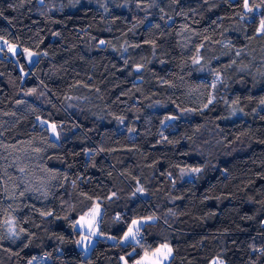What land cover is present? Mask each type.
Segmentation results:
<instances>
[{"label": "trees", "instance_id": "trees-1", "mask_svg": "<svg viewBox=\"0 0 264 264\" xmlns=\"http://www.w3.org/2000/svg\"><path fill=\"white\" fill-rule=\"evenodd\" d=\"M262 14L0 0V41L20 49L0 51V264L130 263L165 243L167 264H264ZM95 201L103 237L83 254L74 225Z\"/></svg>", "mask_w": 264, "mask_h": 264}, {"label": "snow or ice", "instance_id": "snow-or-ice-1", "mask_svg": "<svg viewBox=\"0 0 264 264\" xmlns=\"http://www.w3.org/2000/svg\"><path fill=\"white\" fill-rule=\"evenodd\" d=\"M243 8L246 9L247 13H252L255 9L264 7V2L262 4H249V0H242ZM256 32L258 34L264 35V14L261 15V18L259 20V26L256 28ZM101 43H104L101 41ZM9 51L16 53V46L9 45ZM25 53H27L29 60L36 55L32 52H30L27 49L23 50ZM138 68L141 66H137ZM34 91V90H33ZM262 104H264V100L261 101ZM207 107V105H205ZM173 119V118H169ZM56 125H51L52 132L56 133ZM189 171L195 173L199 172V168H192ZM138 191H142V189H138ZM98 215V210L96 212ZM45 215H49L48 213H45ZM147 220H154L155 217H148ZM83 221L84 218H81ZM145 221H132V226L129 227L128 231L124 234V241L127 242L128 240H136V236L139 234L140 228L143 226V223ZM78 225H80L81 231L83 232L85 229V224L87 225V232L88 235H82L81 239L76 241L77 244L85 245L87 243H91L90 237L93 235H96L95 232L92 231L93 221H86L84 223L77 222ZM77 225H74L76 227ZM139 243V241H137ZM172 255V248L168 244H161L159 247L155 248L154 250H151V255H149V250H145V255L140 260L135 261V264H166V262L170 259ZM124 261V264H128V261L125 258H121ZM29 264H31V261H29ZM214 264H224V261L221 259H217Z\"/></svg>", "mask_w": 264, "mask_h": 264}, {"label": "rangeland", "instance_id": "rangeland-1", "mask_svg": "<svg viewBox=\"0 0 264 264\" xmlns=\"http://www.w3.org/2000/svg\"><path fill=\"white\" fill-rule=\"evenodd\" d=\"M151 1H153V0H151ZM43 4H46V2H43ZM46 7H48V8L51 7L52 8V6H50V4H47ZM56 7H57V4H56ZM132 8H133V10H136L137 9V5H134ZM9 45H13V44H8L7 42L1 40L0 41V51H1V48H5L6 50L9 51ZM14 46H16V45H14ZM9 52L14 56L16 53L20 52V49H19L18 46H16V53H13L11 51H9ZM21 55H22V58H23V60H24V62H25V64L27 66H29L34 61V59L36 57V55H34L31 58V60H29V57H28L27 53H25L24 51H21ZM171 120L172 119H170L167 122H170ZM188 174L190 175L191 172H188ZM97 210H98V215L96 214ZM101 212H102V210H101V207H100L99 203L97 201H95L92 204V206L84 214H82L81 216H79V218L77 219V222H81V223H84L86 221H93L92 231L96 233V235H93V236L90 237V240H91V243L90 244L87 243V242H86L85 245L77 244V247L82 251L83 254L89 253L92 245L95 243V241L97 240V238L103 237L98 232V223H99V219H100V216H101ZM81 218H84V220L82 221ZM134 220L135 221H145V222L148 221L146 218H136ZM77 222L75 224V225H77L75 228L79 231L78 240H80L82 235H85V236L88 235L87 225L85 224V229L82 232L81 231V228H80V225H78ZM131 226H132V222L130 223L129 227H131ZM129 227L127 228V230L125 231V233L128 231ZM6 230H7V232H8L9 235H12L14 233V226H13V222H12V219L11 218L6 222ZM107 238H108L109 241H114V239L112 237H107ZM123 238H124V235H123V237L120 240L121 243H127V242L135 243V242L138 241V235L136 236V240H128L127 242H125ZM144 255H145V253L141 254L133 262H130V263L128 262V264H135V261L140 260L142 257H144ZM149 255H151V252H149ZM38 262H39V260L37 259V260L33 261L32 263L33 264H36ZM167 262H166V264H167ZM122 264H124V261H122Z\"/></svg>", "mask_w": 264, "mask_h": 264}]
</instances>
